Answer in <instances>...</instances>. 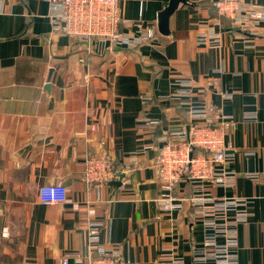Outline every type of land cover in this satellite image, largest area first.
<instances>
[{
	"label": "crops",
	"instance_id": "obj_1",
	"mask_svg": "<svg viewBox=\"0 0 264 264\" xmlns=\"http://www.w3.org/2000/svg\"><path fill=\"white\" fill-rule=\"evenodd\" d=\"M118 1L121 30L137 32L157 27L170 0ZM48 7L0 0V264H60L90 245L136 264H204L208 231L188 200L195 195L238 198L226 214L236 264H264V22L242 34L212 0H194L173 13L170 35L124 48L55 32ZM191 105L230 122L233 182L182 181L175 195L184 200L168 212L154 162L162 140L187 129ZM87 156L129 167L127 185L87 183ZM57 184L66 201L43 204L39 188Z\"/></svg>",
	"mask_w": 264,
	"mask_h": 264
},
{
	"label": "built area",
	"instance_id": "obj_2",
	"mask_svg": "<svg viewBox=\"0 0 264 264\" xmlns=\"http://www.w3.org/2000/svg\"><path fill=\"white\" fill-rule=\"evenodd\" d=\"M48 3V15L55 32L81 42L111 43L113 46L134 48L140 44L155 40L159 34L157 27L150 26L137 32L123 31L125 24L119 14L118 0H44ZM192 2L194 0H188ZM219 15L230 21L231 28L242 34L256 35L258 27L264 22V8L249 4L243 0H212ZM211 46H215L217 38ZM206 42L205 37H202ZM101 41V42H100ZM181 97L188 96V87L184 84ZM143 100L147 103L149 99ZM187 129L173 131L164 138L154 162L159 183V203L162 210L173 211L180 207L184 199L175 195L182 181L192 184H210L229 186L233 174L226 165L228 155L224 139L230 125L220 109L207 105H191ZM148 126L157 124L148 120ZM129 167L116 168L108 157L87 156L84 161V180L96 186L119 181L122 188L127 185L120 176ZM39 199L43 204L62 203L67 199L64 185H43L39 188ZM195 195L189 200L196 208V215L208 231L198 260L204 264H236L235 237L228 230L227 211L235 205L238 198L212 199ZM211 203L212 205H209ZM224 222V223H223ZM217 237H225L228 242L217 244ZM95 237L92 236V240ZM60 264H136L123 260L116 254L107 253L104 248L90 245L86 252L65 254Z\"/></svg>",
	"mask_w": 264,
	"mask_h": 264
},
{
	"label": "water",
	"instance_id": "obj_3",
	"mask_svg": "<svg viewBox=\"0 0 264 264\" xmlns=\"http://www.w3.org/2000/svg\"><path fill=\"white\" fill-rule=\"evenodd\" d=\"M191 2L188 0H170L168 4L164 7V9L158 14L157 20V29L160 35L168 36L170 35L169 23L170 18L173 13L178 9L180 5H189ZM47 90L49 89V85L45 87ZM123 178V175L120 176V179ZM117 187L121 185L119 181L115 182Z\"/></svg>",
	"mask_w": 264,
	"mask_h": 264
}]
</instances>
